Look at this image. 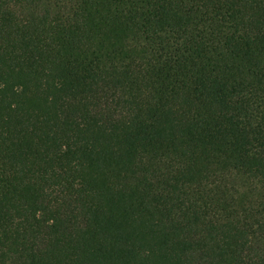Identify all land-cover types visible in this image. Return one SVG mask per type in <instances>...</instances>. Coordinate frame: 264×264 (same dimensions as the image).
Instances as JSON below:
<instances>
[{
    "label": "trees",
    "instance_id": "obj_1",
    "mask_svg": "<svg viewBox=\"0 0 264 264\" xmlns=\"http://www.w3.org/2000/svg\"><path fill=\"white\" fill-rule=\"evenodd\" d=\"M0 264H264V0H0Z\"/></svg>",
    "mask_w": 264,
    "mask_h": 264
}]
</instances>
